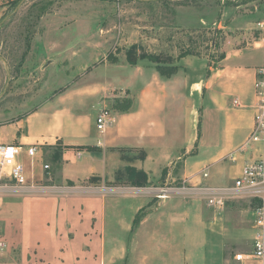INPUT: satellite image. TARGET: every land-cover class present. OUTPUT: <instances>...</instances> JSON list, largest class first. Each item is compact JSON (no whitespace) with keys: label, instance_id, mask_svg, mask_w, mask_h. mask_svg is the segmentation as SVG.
I'll return each mask as SVG.
<instances>
[{"label":"crops","instance_id":"obj_1","mask_svg":"<svg viewBox=\"0 0 264 264\" xmlns=\"http://www.w3.org/2000/svg\"><path fill=\"white\" fill-rule=\"evenodd\" d=\"M230 44L210 72L192 70L184 58L170 78L126 62L68 71L52 97L0 125V145L38 150L15 159L36 188L0 191V264H172L179 256L194 264L191 250L204 246L208 231L223 235L225 264L226 245L244 240L245 229L228 226L223 210L189 193L158 205L136 189L176 181L226 187L240 176L253 155L236 151L254 127L264 48ZM117 100H131L130 110L115 109ZM100 107L114 119L105 133L97 129ZM136 171L144 186H135Z\"/></svg>","mask_w":264,"mask_h":264},{"label":"rangeland","instance_id":"obj_2","mask_svg":"<svg viewBox=\"0 0 264 264\" xmlns=\"http://www.w3.org/2000/svg\"><path fill=\"white\" fill-rule=\"evenodd\" d=\"M263 22L264 0H0V125L36 109L64 86L62 80L69 72L81 73L86 66L88 70L100 63L137 62L156 69L142 56L177 64L180 53L191 50L193 55L182 61L192 70L210 72L228 42L238 47L259 42L264 48V32L259 28ZM214 43L221 47L215 49ZM108 70L98 71H108L111 78L117 68ZM181 167L178 162L171 176ZM168 172L164 170L162 178ZM144 188L136 192L152 198ZM257 206L248 199L226 202V224L245 229L240 232L245 238L228 242L225 264H242L236 256L251 251ZM233 234L227 231L225 237ZM223 240L217 231L215 235L208 231L204 246L191 250L192 262L223 264ZM183 261L179 256L172 264Z\"/></svg>","mask_w":264,"mask_h":264},{"label":"built area","instance_id":"obj_3","mask_svg":"<svg viewBox=\"0 0 264 264\" xmlns=\"http://www.w3.org/2000/svg\"><path fill=\"white\" fill-rule=\"evenodd\" d=\"M259 28L264 32V22L259 24ZM255 90L258 102L255 106L254 127L249 137L236 151V153L252 151L253 155L231 185L187 187L182 182L178 183L179 185H176V182H168L161 187L144 188V192L150 193L158 205L172 197L187 193L201 197L209 207L216 210H223L229 200L248 199L257 202L258 206L253 211V226L256 232L251 240V251L236 256L242 264H264V63L257 69ZM234 105L239 106V101L235 100ZM113 121L111 112L103 110L97 118L98 131L105 133ZM24 150L30 158L36 157L38 153L36 146L24 149L20 145H0V191L36 188L29 184L21 167L15 166L16 157L25 152ZM229 159L236 162L235 154H230ZM44 168L50 169L48 165ZM207 177L208 174L204 173V178ZM4 248V243L0 242V254Z\"/></svg>","mask_w":264,"mask_h":264},{"label":"trees","instance_id":"obj_4","mask_svg":"<svg viewBox=\"0 0 264 264\" xmlns=\"http://www.w3.org/2000/svg\"><path fill=\"white\" fill-rule=\"evenodd\" d=\"M217 47H221V46H217V43H214V48L216 49ZM193 55L191 50H186L182 53H180L179 55V59L178 60H182L183 58ZM146 59H148L149 61L153 62L156 64V70L164 77L170 78L171 76H173L174 74H176V72L181 68L180 65L175 64V62H173V60H168V59H163V61L161 59H159L156 56H151V55H144L142 56ZM225 58V53H222L218 59H217V63L222 61ZM179 62V61H178ZM132 65H135L134 63ZM137 65V62H136ZM114 108L122 111V112H127L130 110L131 108V100H117ZM57 150H61V149H57ZM136 177L139 179L136 180L135 186H144V180L143 178L145 177L143 172H138L136 171Z\"/></svg>","mask_w":264,"mask_h":264}]
</instances>
